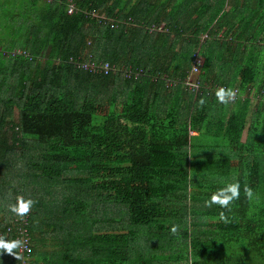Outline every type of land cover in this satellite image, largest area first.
<instances>
[{"label":"trees","instance_id":"16d2710c","mask_svg":"<svg viewBox=\"0 0 264 264\" xmlns=\"http://www.w3.org/2000/svg\"><path fill=\"white\" fill-rule=\"evenodd\" d=\"M41 1L0 5V238L23 196L29 264H264V0ZM89 57L119 71L70 61Z\"/></svg>","mask_w":264,"mask_h":264},{"label":"built area","instance_id":"2783aa9c","mask_svg":"<svg viewBox=\"0 0 264 264\" xmlns=\"http://www.w3.org/2000/svg\"><path fill=\"white\" fill-rule=\"evenodd\" d=\"M74 14H76V6L73 1H70L68 5V15L72 16ZM84 16L87 20L90 19V20L98 22L100 26H106V23H110L111 29H117L118 27H122V26L126 28V27L133 25L131 21L129 22L120 21L119 22V21H114V20H108L105 16L100 15L94 11L85 13ZM154 31L162 32L163 27H161L159 30L154 29ZM16 52L18 54H25V52L20 49L17 50ZM70 61L74 63L78 69L84 70L89 74L107 75L109 73L116 74L119 71L118 67L110 65L108 62L98 63L90 59V57L89 59L85 60V62H82V61L73 62V59H71ZM196 65H202V60L199 59L197 64L196 63L194 64L192 71L189 72V75L184 81V84H186L187 86L191 88L198 86L194 78L195 73L198 70ZM125 75L127 77L132 75L131 70H127L125 72ZM233 90L236 92V98H235L236 100L240 97V91L238 88H234ZM5 235L6 236H10V235L16 236V239L22 242V246L18 248V255L21 257V259H19L16 264H29L31 261V258H33L34 249H33V238H31V235L28 229L27 217L23 219H15L11 224H9L6 227Z\"/></svg>","mask_w":264,"mask_h":264},{"label":"clouds","instance_id":"9594fccd","mask_svg":"<svg viewBox=\"0 0 264 264\" xmlns=\"http://www.w3.org/2000/svg\"><path fill=\"white\" fill-rule=\"evenodd\" d=\"M215 98L220 104H228L236 98V92L230 88L225 89L220 87L215 92ZM199 104L203 106L205 100L201 98ZM240 189L241 186L238 182L229 183L225 187L217 189L212 193L210 198L205 200V207L211 208L213 205H217L220 209L231 211L230 205L240 198ZM244 194L245 198L249 201H252L255 197V193L250 186L244 188ZM35 203L36 201L32 199H25L23 196H18L16 198V203L9 206V211L17 218L23 219L30 213ZM219 219L227 222V216L224 211L219 212ZM171 232L175 234L177 232V227L173 226ZM21 246L22 242L19 240L5 241L0 238V254L6 253L13 256L16 260H19L21 257L14 250Z\"/></svg>","mask_w":264,"mask_h":264},{"label":"crops","instance_id":"0c3cea01","mask_svg":"<svg viewBox=\"0 0 264 264\" xmlns=\"http://www.w3.org/2000/svg\"><path fill=\"white\" fill-rule=\"evenodd\" d=\"M21 0H0V5H10V8L14 5V3H16V5H20V2ZM45 1V0H44ZM44 1L42 0L40 3H39V5H44ZM40 6V7H41ZM10 8H8V7H6V9L4 10V12H6L7 10H10L11 12H10V14H12V11H14V15H15V17L14 18H12V16H10V15H8V16H2L3 17V21H6V20H9L10 22H13L14 23V21L16 22V23H19L20 22V16H21V14L17 11V10H11ZM19 14H20V16H19ZM22 14H23V12H22ZM2 219H3V217L2 216H0V222H2ZM35 244H38V243H35ZM49 247H53V245H51V242H49ZM43 252H44V250H43ZM39 256H42V254H36L35 255V260L38 262H42V259H40V257ZM33 258H31V261H33L34 260ZM0 264H16L15 263V260H12V256L11 255H8V254H6V253H3V254H0Z\"/></svg>","mask_w":264,"mask_h":264},{"label":"rangeland","instance_id":"374dc122","mask_svg":"<svg viewBox=\"0 0 264 264\" xmlns=\"http://www.w3.org/2000/svg\"><path fill=\"white\" fill-rule=\"evenodd\" d=\"M257 104V100H253V107H255V105ZM17 117H18V112L16 111L15 112V119H17ZM247 128H246V131L244 132V135H243V141H245L246 140V138H247Z\"/></svg>","mask_w":264,"mask_h":264}]
</instances>
